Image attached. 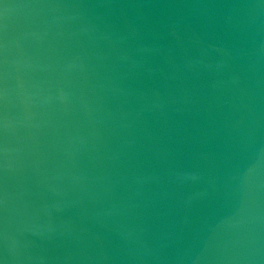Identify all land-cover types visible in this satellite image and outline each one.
I'll use <instances>...</instances> for the list:
<instances>
[{
  "label": "clouds",
  "instance_id": "1",
  "mask_svg": "<svg viewBox=\"0 0 264 264\" xmlns=\"http://www.w3.org/2000/svg\"><path fill=\"white\" fill-rule=\"evenodd\" d=\"M0 264H264V0H0Z\"/></svg>",
  "mask_w": 264,
  "mask_h": 264
}]
</instances>
